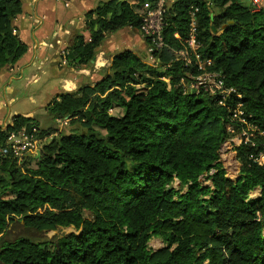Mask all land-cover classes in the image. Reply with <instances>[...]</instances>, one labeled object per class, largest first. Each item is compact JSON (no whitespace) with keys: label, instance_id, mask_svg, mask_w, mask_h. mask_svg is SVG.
Returning a JSON list of instances; mask_svg holds the SVG:
<instances>
[{"label":"trees","instance_id":"obj_1","mask_svg":"<svg viewBox=\"0 0 264 264\" xmlns=\"http://www.w3.org/2000/svg\"><path fill=\"white\" fill-rule=\"evenodd\" d=\"M158 2L98 4L85 15L88 38L74 36L67 62L88 64L104 36L124 26L138 29L149 47L152 36L141 25ZM21 8L20 0H0V71L27 49L13 33ZM192 9L198 52L242 95L250 121L264 129V6L252 10L241 0L165 3L155 65L122 50L93 86L61 93L46 105L54 125L15 115L0 126V146L13 130L52 135L37 158H0V262L264 264V164L250 158L264 141L235 146L239 174L225 175L220 147L232 136L228 124L235 125L228 108L216 95L183 94L179 85L197 74L186 43ZM181 51H189L190 63ZM76 125L85 130L66 131ZM256 188L259 194L251 197ZM15 222L37 231H75L55 240L9 238ZM152 237L165 245L152 249Z\"/></svg>","mask_w":264,"mask_h":264},{"label":"crops","instance_id":"obj_2","mask_svg":"<svg viewBox=\"0 0 264 264\" xmlns=\"http://www.w3.org/2000/svg\"><path fill=\"white\" fill-rule=\"evenodd\" d=\"M20 1L13 33L27 49L13 66L0 71V126L10 124L15 115L34 118L42 127L54 125L46 105L61 93L93 86L122 50H130L148 63L144 37L129 26L106 34L88 64L67 62L74 36L81 33L88 38L86 13L108 0Z\"/></svg>","mask_w":264,"mask_h":264},{"label":"built area","instance_id":"obj_3","mask_svg":"<svg viewBox=\"0 0 264 264\" xmlns=\"http://www.w3.org/2000/svg\"><path fill=\"white\" fill-rule=\"evenodd\" d=\"M249 4L252 10H257L264 6V0H249ZM164 5L165 1L159 0L158 6L148 11L141 25V31L146 35L152 36V44L147 49V61L150 65H155L156 63L153 51L158 50L163 44L161 28ZM195 12L196 9H192L189 14L186 43L188 50L194 57L197 74H187L180 79L179 85L182 93L197 94L204 91L216 95L219 99L218 104L228 108L230 120L235 122V125L228 124L227 126V130L232 134L231 142L234 147L241 143L258 146L260 140L264 141V129L250 121L244 109L242 95L235 88L226 86L223 76L218 71L210 69L212 65L211 59L201 57V54L198 52L201 44L197 41L198 29ZM175 35L177 36V34ZM189 51L179 52V56L186 63H190L191 60ZM161 79L168 82L167 77L162 76ZM35 131L36 128H32L31 133L26 132L24 129L10 131L6 137L5 145L0 146V158H19L25 153L35 155L40 150L42 144L52 137V135H49L43 138H36ZM250 158L258 164H264V143H262V149L256 155H251ZM230 162L233 164L238 162L235 153Z\"/></svg>","mask_w":264,"mask_h":264},{"label":"rangeland","instance_id":"obj_4","mask_svg":"<svg viewBox=\"0 0 264 264\" xmlns=\"http://www.w3.org/2000/svg\"><path fill=\"white\" fill-rule=\"evenodd\" d=\"M166 1V0H165ZM245 4H249V0H241ZM166 3H169L166 1ZM111 113L113 114H119L121 113V109L119 108H112ZM72 130H85L80 125H76L74 128L72 127H67L66 131H72ZM231 137L230 136L224 143H222L220 147V157L219 161L222 164V168L225 171V175L231 179L237 178L239 174V163L237 162L236 164L231 163V158L233 157V154L235 153L234 150V145L231 142ZM30 166H34V162H30ZM206 176V173L204 174ZM203 182L205 184H209L208 179H203ZM174 186L178 187V183L174 182ZM259 189H254L250 192L251 197H255L259 194ZM75 229L73 226H67V227H56L55 229L51 230H43V231H37L34 229H29L23 226L21 222H15L12 223L9 227L7 236L9 238H14L16 236H27L32 240H44V239H50V240H55L63 235H66L70 232H74ZM165 244L158 238V237H152L149 241V246L152 249H157L159 247L164 246Z\"/></svg>","mask_w":264,"mask_h":264},{"label":"water","instance_id":"obj_5","mask_svg":"<svg viewBox=\"0 0 264 264\" xmlns=\"http://www.w3.org/2000/svg\"><path fill=\"white\" fill-rule=\"evenodd\" d=\"M212 16H213V14L211 13L210 14V17L212 18ZM214 30H215V28L214 27H212ZM39 155H40V153H39V151L35 154V157L37 158V157H39ZM0 264H3L2 262H0Z\"/></svg>","mask_w":264,"mask_h":264}]
</instances>
